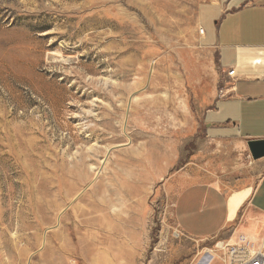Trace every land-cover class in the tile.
Segmentation results:
<instances>
[{
	"label": "rangeland",
	"instance_id": "rangeland-1",
	"mask_svg": "<svg viewBox=\"0 0 264 264\" xmlns=\"http://www.w3.org/2000/svg\"><path fill=\"white\" fill-rule=\"evenodd\" d=\"M203 1L0 0V264H226L241 235L264 254L251 207L204 241L176 222L186 187L264 175L201 126Z\"/></svg>",
	"mask_w": 264,
	"mask_h": 264
},
{
	"label": "crops",
	"instance_id": "crops-1",
	"mask_svg": "<svg viewBox=\"0 0 264 264\" xmlns=\"http://www.w3.org/2000/svg\"><path fill=\"white\" fill-rule=\"evenodd\" d=\"M197 23L204 30L198 35L199 45L215 68L209 75L201 126L214 138L264 139V0H204ZM231 69L235 70L232 78L227 75ZM220 83L224 85L221 95ZM234 193L227 196L203 183L186 187L175 206L183 235L213 239L236 222L240 207L264 215V175L233 216Z\"/></svg>",
	"mask_w": 264,
	"mask_h": 264
},
{
	"label": "built area",
	"instance_id": "built-area-1",
	"mask_svg": "<svg viewBox=\"0 0 264 264\" xmlns=\"http://www.w3.org/2000/svg\"><path fill=\"white\" fill-rule=\"evenodd\" d=\"M200 34H204L203 29H200ZM227 75L234 77L235 70L231 69ZM216 248L222 251L226 264H264V254L261 250H256L255 244L245 235H241L233 244L218 242Z\"/></svg>",
	"mask_w": 264,
	"mask_h": 264
},
{
	"label": "water",
	"instance_id": "water-1",
	"mask_svg": "<svg viewBox=\"0 0 264 264\" xmlns=\"http://www.w3.org/2000/svg\"><path fill=\"white\" fill-rule=\"evenodd\" d=\"M247 144L254 160L264 158V139L250 140Z\"/></svg>",
	"mask_w": 264,
	"mask_h": 264
},
{
	"label": "bare ground",
	"instance_id": "bare-ground-1",
	"mask_svg": "<svg viewBox=\"0 0 264 264\" xmlns=\"http://www.w3.org/2000/svg\"><path fill=\"white\" fill-rule=\"evenodd\" d=\"M164 153V151H163ZM249 190H244L242 192H236L232 195L230 203H231V211L234 216L236 210L249 198Z\"/></svg>",
	"mask_w": 264,
	"mask_h": 264
}]
</instances>
